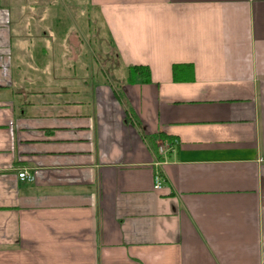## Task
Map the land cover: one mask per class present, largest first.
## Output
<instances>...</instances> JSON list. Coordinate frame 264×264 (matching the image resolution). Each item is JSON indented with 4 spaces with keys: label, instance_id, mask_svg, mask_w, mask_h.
<instances>
[{
    "label": "crops",
    "instance_id": "crops-1",
    "mask_svg": "<svg viewBox=\"0 0 264 264\" xmlns=\"http://www.w3.org/2000/svg\"><path fill=\"white\" fill-rule=\"evenodd\" d=\"M90 6L123 72L31 88L0 5V264H264V0Z\"/></svg>",
    "mask_w": 264,
    "mask_h": 264
},
{
    "label": "rangeland",
    "instance_id": "rangeland-1",
    "mask_svg": "<svg viewBox=\"0 0 264 264\" xmlns=\"http://www.w3.org/2000/svg\"><path fill=\"white\" fill-rule=\"evenodd\" d=\"M0 5L11 14L13 65L21 68V79L34 77L31 88L44 71L50 78L47 68L57 77L60 68L88 67L109 76L114 68L123 72L108 22L91 8V0H0Z\"/></svg>",
    "mask_w": 264,
    "mask_h": 264
},
{
    "label": "trees",
    "instance_id": "trees-1",
    "mask_svg": "<svg viewBox=\"0 0 264 264\" xmlns=\"http://www.w3.org/2000/svg\"><path fill=\"white\" fill-rule=\"evenodd\" d=\"M193 71V66L191 64H176L173 66V75L176 80L181 77V73L184 71ZM129 72L131 77L139 79L142 83L148 84L151 83V71L147 66H134L130 67ZM160 137V136H159ZM162 139V136H161ZM164 139V137H163ZM172 141V139H170Z\"/></svg>",
    "mask_w": 264,
    "mask_h": 264
},
{
    "label": "built area",
    "instance_id": "built-area-1",
    "mask_svg": "<svg viewBox=\"0 0 264 264\" xmlns=\"http://www.w3.org/2000/svg\"><path fill=\"white\" fill-rule=\"evenodd\" d=\"M177 146H178L177 142H173V143L166 142L164 145L159 147L160 154L164 155L165 158H166L168 153L174 151ZM19 177L22 180H26V181H29V182H35L36 181V175L35 174H28V173L24 172V173H21L19 175ZM163 183H164V181L162 179V176L160 174H156L154 189L156 191L161 190L162 187H163Z\"/></svg>",
    "mask_w": 264,
    "mask_h": 264
}]
</instances>
